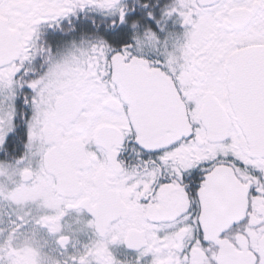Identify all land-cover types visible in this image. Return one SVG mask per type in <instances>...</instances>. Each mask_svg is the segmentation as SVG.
Listing matches in <instances>:
<instances>
[{
	"label": "snow or ice",
	"instance_id": "6c2138e0",
	"mask_svg": "<svg viewBox=\"0 0 264 264\" xmlns=\"http://www.w3.org/2000/svg\"><path fill=\"white\" fill-rule=\"evenodd\" d=\"M0 264H264V0H0Z\"/></svg>",
	"mask_w": 264,
	"mask_h": 264
},
{
	"label": "flooded vegetation",
	"instance_id": "af4514ba",
	"mask_svg": "<svg viewBox=\"0 0 264 264\" xmlns=\"http://www.w3.org/2000/svg\"><path fill=\"white\" fill-rule=\"evenodd\" d=\"M177 31H182L181 25H175ZM115 254L118 256V258L125 260V259H134L136 256L135 250L128 249L126 245H116L114 246ZM145 259L150 260V256L146 257Z\"/></svg>",
	"mask_w": 264,
	"mask_h": 264
}]
</instances>
